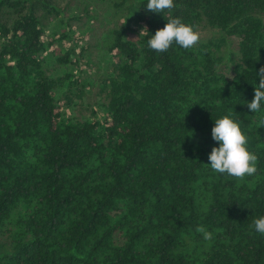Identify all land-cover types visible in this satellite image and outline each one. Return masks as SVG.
Segmentation results:
<instances>
[{
  "label": "trees",
  "instance_id": "trees-1",
  "mask_svg": "<svg viewBox=\"0 0 264 264\" xmlns=\"http://www.w3.org/2000/svg\"><path fill=\"white\" fill-rule=\"evenodd\" d=\"M174 3L0 0V264H264V0ZM170 15L196 46L148 47ZM230 113L258 157L243 180L208 160Z\"/></svg>",
  "mask_w": 264,
  "mask_h": 264
},
{
  "label": "clouds",
  "instance_id": "clouds-1",
  "mask_svg": "<svg viewBox=\"0 0 264 264\" xmlns=\"http://www.w3.org/2000/svg\"><path fill=\"white\" fill-rule=\"evenodd\" d=\"M174 0H147V11L160 14L167 10L175 8ZM148 33L145 26L140 31V36ZM201 32L198 25L185 23L180 18H170L165 26L158 29L154 35L147 41L148 47L156 52H166L176 44L187 50L196 46L201 40ZM259 77V84L255 87L254 98L246 107L252 113L262 111L264 105V67L256 73ZM261 127H264V118L259 121ZM212 139L218 142L219 147H213L208 156L210 168L222 175H227L238 180H243L246 176H254L258 171V157L249 150L248 136L242 131L241 123L234 119L232 114L223 115L214 121V127L211 130ZM255 231L264 235V216L253 220ZM197 233L202 234L205 241L213 239V233L205 226L200 225L195 229Z\"/></svg>",
  "mask_w": 264,
  "mask_h": 264
},
{
  "label": "rangeland",
  "instance_id": "rangeland-1",
  "mask_svg": "<svg viewBox=\"0 0 264 264\" xmlns=\"http://www.w3.org/2000/svg\"><path fill=\"white\" fill-rule=\"evenodd\" d=\"M73 26V28H74V26H75V24H73L72 25ZM88 26L91 28V29H93V30H95V31H100V28H99V26H98V23L96 22H88ZM67 30V28H65V30H64V28L62 29V30H57L55 27H51L50 29H49V33H55L56 31H57V34L56 35H60V34H63L64 33V31H66ZM72 34L73 33H75V31H73L74 29H72V28H69L68 29ZM76 33H78V34H76ZM75 33V35L76 36H78V35H80L79 33V30H77V32ZM67 43L69 44V41H67ZM83 43H86V42H83V41H81L80 42V45H82ZM61 55V54H60ZM51 57V56H50ZM96 113H97V115L99 116V117H102L103 116V114H102V111L99 109V108H97V110H96Z\"/></svg>",
  "mask_w": 264,
  "mask_h": 264
}]
</instances>
